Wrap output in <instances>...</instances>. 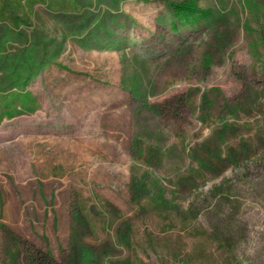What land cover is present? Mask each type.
<instances>
[{
	"label": "rangeland",
	"instance_id": "rangeland-1",
	"mask_svg": "<svg viewBox=\"0 0 264 264\" xmlns=\"http://www.w3.org/2000/svg\"><path fill=\"white\" fill-rule=\"evenodd\" d=\"M176 1L0 0V264H264V0Z\"/></svg>",
	"mask_w": 264,
	"mask_h": 264
},
{
	"label": "trees",
	"instance_id": "trees-1",
	"mask_svg": "<svg viewBox=\"0 0 264 264\" xmlns=\"http://www.w3.org/2000/svg\"><path fill=\"white\" fill-rule=\"evenodd\" d=\"M169 6L174 18L171 23L173 29H177L179 26H195L200 21L207 19L212 13L209 8H201L199 0L176 1L171 2Z\"/></svg>",
	"mask_w": 264,
	"mask_h": 264
}]
</instances>
